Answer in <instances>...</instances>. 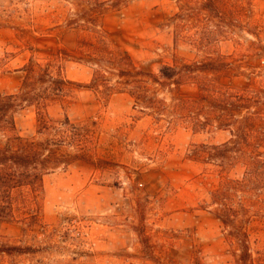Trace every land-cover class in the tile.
<instances>
[{
    "label": "rangeland",
    "instance_id": "rangeland-1",
    "mask_svg": "<svg viewBox=\"0 0 264 264\" xmlns=\"http://www.w3.org/2000/svg\"><path fill=\"white\" fill-rule=\"evenodd\" d=\"M76 1L0 0L4 93H19L30 60L46 63L73 42L55 27L64 25ZM216 2L207 10L205 0H130L109 12L104 26L148 71L158 73L176 59H223L238 75L224 81L264 90V0ZM63 67L73 82L93 78L75 60ZM48 111L55 120L93 123L97 157L47 175L37 205L27 190L15 195L16 221L2 228L3 242L36 252L0 255V264H239L211 207L219 175L191 155L195 147L229 141V130L169 124L134 109L128 94L101 99L82 87ZM16 122L21 136L41 138L33 107L24 106ZM250 235L254 264H264V220L255 219Z\"/></svg>",
    "mask_w": 264,
    "mask_h": 264
},
{
    "label": "trees",
    "instance_id": "trees-1",
    "mask_svg": "<svg viewBox=\"0 0 264 264\" xmlns=\"http://www.w3.org/2000/svg\"><path fill=\"white\" fill-rule=\"evenodd\" d=\"M130 0H77L65 20V35L74 38L57 48L46 63L30 60L19 93L0 89V255L35 253L30 246L3 242L2 228L15 222V195L25 190L38 204L47 175L79 161L97 157L93 151L90 121L73 123L50 117L49 107L65 104L76 87L101 99L128 94L134 109L169 124L187 123L198 131L229 130L232 138L221 145H201L191 150L197 161L214 166L219 185L211 192V207L221 222L227 243L239 264H254L250 226L264 220V90L238 88L224 78L237 77L236 68L223 59H176L158 73L139 66L122 47L115 45L104 20L109 12ZM216 0H205L210 10ZM59 36V35H58ZM61 37V36H59ZM75 60L93 70L90 84L69 80L64 62ZM33 107L39 139L18 132L16 117ZM74 149V152L70 150ZM241 171L240 176L231 174ZM32 219L36 217L30 216Z\"/></svg>",
    "mask_w": 264,
    "mask_h": 264
}]
</instances>
